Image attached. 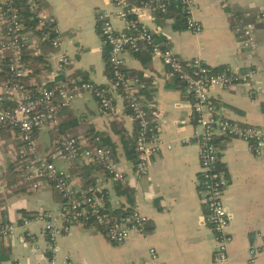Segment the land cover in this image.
<instances>
[{
	"label": "crops",
	"instance_id": "obj_1",
	"mask_svg": "<svg viewBox=\"0 0 264 264\" xmlns=\"http://www.w3.org/2000/svg\"><path fill=\"white\" fill-rule=\"evenodd\" d=\"M37 2L47 16L55 19L63 47L61 51L54 50L48 30L38 24L31 29L23 19L25 66L34 56L44 59V63L26 66L23 97L33 98L42 89L63 81L82 79L107 85L108 53L106 59L107 48L99 34L100 14H108L114 28L124 33L112 0ZM177 10L174 7L167 14L146 12L144 21L186 61L200 58L214 70L229 67L239 72L256 71L258 75L250 83L212 90L210 99L222 116L264 127V0H195L194 18L202 25L200 34L185 29ZM249 23L255 26V50L245 47V37L237 31ZM62 54L69 63L60 70L58 60ZM125 60L126 72L146 84L141 98L149 120L161 127L164 147L151 155L146 175L138 178L135 173L136 127L131 111L118 94L112 96L117 111L106 113L91 93L84 92L59 112V126L47 125L36 139L39 152L46 155L62 136H100L103 145L111 146L116 154L118 168L127 177L124 185L114 184L100 167L85 161L62 160L58 167L78 191L91 185L102 187L112 211L139 209L149 217L147 233L135 231L126 242L113 244L97 229L74 225L58 240V264H63L65 257L72 264H153L151 249L157 251L162 264H220L215 259L217 240L208 224L198 184L200 147L194 138L192 102L184 95L182 85L176 86L162 62L149 52L126 55ZM6 78L0 75V95L14 99V95L6 93ZM217 144L232 236L229 261L224 264H264V156L252 154L242 140L220 138ZM19 146L14 130L0 127V225L18 226L16 232L0 240V264H51L52 254L42 225L32 222L23 226L21 219L39 212L58 216L61 196L47 184L37 192L30 191L25 173L13 159ZM252 249L257 251L255 257L250 253Z\"/></svg>",
	"mask_w": 264,
	"mask_h": 264
},
{
	"label": "built area",
	"instance_id": "obj_2",
	"mask_svg": "<svg viewBox=\"0 0 264 264\" xmlns=\"http://www.w3.org/2000/svg\"><path fill=\"white\" fill-rule=\"evenodd\" d=\"M0 75L7 73L6 93L14 99L0 95V127L13 129L20 140V146L13 156L25 173V181L31 192H37L44 184L49 185L61 196L59 215L52 217L45 212L22 218L23 226L39 222L48 238L52 254L51 264H58L60 248L58 240L74 225L88 226L102 232L113 244H122L130 239L133 232L147 233L149 217L139 209L116 213L108 207L109 197L98 185H91L78 191L59 161H85L100 167L105 176L114 184L124 185L127 177L118 168L116 154L111 147L102 143L100 136L79 138L62 136L57 139L46 155L39 152L37 133L47 125L59 126V112L72 101L89 92L99 107L106 113L117 111L113 95H120L125 106L131 111L136 127L135 150L137 160L135 173L138 178L149 170L150 157L160 152L161 127L149 120V113L142 104L141 92L146 84L137 76L125 70L126 55H137L144 51L159 59L167 70L170 80L181 83L184 95L192 102V116L196 128L194 138L200 151V193L206 208L207 221L217 240L215 259L224 264L229 261L230 216L224 204L225 177L219 168L220 138L237 139L246 142L257 157L264 156V127L242 124L222 116L210 99L212 90H225L241 84H248L258 73L239 72L233 68L214 70L200 58L186 61L180 58L159 34L145 21L146 12L167 14L171 8L181 11L186 30L200 34L202 25L194 18L195 0H112L117 18L124 24V33H119L106 13L99 16V34L108 52L109 83L98 85L91 81H63L53 88H44L33 98H24L25 78L28 69L24 64L27 48L26 25L18 10V2L27 9L40 27L49 33L54 50H62L63 40L54 18L39 8L37 0H0ZM254 24L240 26L237 31L245 37V47L257 49L254 38ZM68 59L62 54L58 68L63 70ZM15 105L11 106V102ZM167 146V149H171ZM16 224L0 225V240L17 231ZM252 257L257 251H250ZM153 264H162L155 249L150 250ZM63 264H72L65 257Z\"/></svg>",
	"mask_w": 264,
	"mask_h": 264
},
{
	"label": "trees",
	"instance_id": "obj_3",
	"mask_svg": "<svg viewBox=\"0 0 264 264\" xmlns=\"http://www.w3.org/2000/svg\"><path fill=\"white\" fill-rule=\"evenodd\" d=\"M17 7H18V10H19V12H20V14L22 15V17H23V19L26 21V24H27V26L29 27V28H31V29H36V27H37V21L36 20H34L33 18H32V16L29 14V12L28 11H26L25 9H23V5L21 4V2L19 3L18 2V5H17ZM174 8H171L170 9V11L171 10H173ZM179 13V15H181V11L178 9L177 10ZM181 17H183L182 15H181ZM180 19V18H179ZM184 26H185V22H184ZM180 28H181V26H179ZM178 27V28H179ZM185 28H186V26H185ZM107 50H106V55H105V57H106V59H107ZM141 55H143V53L142 54H137V56H141ZM33 58V60L32 61H28V62H26V66H34V65H37L38 63H44L43 61H44V59L43 58H38V57H36V56H34V57H32ZM24 60H25V58H24ZM27 60V59H26ZM4 75H6V77H7V73L5 72L4 73ZM175 85L177 86V85H179V87L181 86V83H179L178 81H175ZM54 86H49V88H53ZM127 110H128V108H127ZM129 111V110H128ZM130 112V111H129ZM131 113V112H130ZM109 147H111V146H109ZM133 153H135V157L133 158L134 159V161L136 162V160H137V157H138V155H137V152H136V150H135V145H133ZM15 164H17V163H15ZM151 229V228H150Z\"/></svg>",
	"mask_w": 264,
	"mask_h": 264
}]
</instances>
